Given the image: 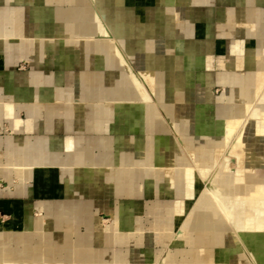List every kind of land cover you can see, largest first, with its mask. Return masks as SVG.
<instances>
[{"label":"rangeland","instance_id":"rangeland-1","mask_svg":"<svg viewBox=\"0 0 264 264\" xmlns=\"http://www.w3.org/2000/svg\"><path fill=\"white\" fill-rule=\"evenodd\" d=\"M3 1L6 6L0 4L1 11L12 14L14 7L21 8L27 28L11 35L10 19L3 23L0 35L4 43H15L0 50V68L6 70L0 72V80H5L7 95L14 93V97L2 99L5 110L0 111V139H5L6 148L5 156L0 153V191L7 193L6 198L0 195V204H18L26 213L22 219L26 227L36 219L38 249H68L70 255L82 252L87 261L93 260L89 255L101 254V259L117 264L122 260L128 262L125 264H191L188 257L185 260L189 253L196 256L194 264H242L233 227L239 212H232L234 223L229 221L207 191L216 175L236 176L256 169L264 179V155L250 150L239 157L232 141L238 134L244 140L247 131L257 127L258 117L264 120V22L260 15L254 18L260 29V48L254 56L260 66L251 73L253 82H243L245 71L240 67L235 73L238 81L224 76L221 83L218 58L210 66L193 67L180 62L188 60L182 48L176 49L177 66L175 52L168 48L167 61L155 65L158 58L148 55V64L139 66L133 55L134 65L129 61L131 70H124L115 56L116 47L126 57L123 47L130 45L112 32L116 14L103 18L99 0H18L22 2L16 6L14 0ZM118 1L123 8L125 3ZM65 4L70 7L63 8ZM134 4L139 10L141 0ZM46 20L55 27H45ZM100 26L105 35L96 32ZM119 28L115 25V30ZM96 37L106 43L93 41ZM131 37L132 42L142 40L135 34ZM151 39L156 40L152 47L163 45L154 35ZM233 42L230 53L240 58L245 53L243 42ZM193 52L188 50L187 55ZM197 52L205 55L206 50ZM13 72L20 81H14ZM204 72L212 73L206 82ZM226 92L229 95L223 97ZM29 116L35 131L16 133L24 127L19 130L15 120L25 121ZM229 126L233 137L226 143ZM67 138L75 143L74 153L65 151ZM120 151L132 159L116 157ZM113 154L116 159L106 161ZM33 164L42 169L25 170ZM204 173L208 174L204 177ZM188 175L194 180L195 194L182 193L180 205H176L179 196L172 187L180 188ZM182 189L191 188L186 182ZM231 191L230 203H238L239 192ZM79 201L84 206L82 216L72 208ZM66 205L69 209H62ZM53 206L58 208L52 210ZM194 210L203 214L193 220ZM11 211H0L1 221H11ZM53 214L54 218L65 217L66 224L59 225L54 219L51 226L46 219ZM78 216L84 221L81 225ZM203 221L210 229L199 227ZM222 224L224 229H220ZM23 228L21 251L27 252L31 247L25 241L33 237ZM12 243L6 242V251ZM216 256L221 259L215 260Z\"/></svg>","mask_w":264,"mask_h":264},{"label":"crops","instance_id":"crops-1","mask_svg":"<svg viewBox=\"0 0 264 264\" xmlns=\"http://www.w3.org/2000/svg\"><path fill=\"white\" fill-rule=\"evenodd\" d=\"M17 1L18 0H14L12 5L16 6L18 3L20 4L22 2L17 3ZM99 1V12L103 18L109 19L113 12L116 14L113 18L114 22H110L113 25L111 30L114 33H119L122 41L124 40L127 41V44L129 43L130 46L123 47V50L125 51V55L131 64L134 65V63H132L134 56L135 63L139 66L142 64L143 66L148 64L146 59L148 55L158 58V62H155V65L159 64V62L161 63L162 60L167 61L165 52L169 48L175 52V66L180 64V62H183V64H190L193 67L210 66V61L215 57L219 59L217 65L218 68H221V71L218 73L220 76L219 81L221 83H224V81H222V77L224 76H231L232 81H238V77L235 73L240 67L245 71L244 75L241 77L243 82H253L252 74L260 66L258 62L259 60H257L254 56L258 53L260 48V29L254 18L257 15H260L264 22V0H217L218 5L216 6H214L215 0H141V7L139 10L136 9L134 0H120L125 3L123 8L118 7V0ZM0 4L6 6V2L3 0H0ZM105 5H108L109 8H103ZM69 7V4H65L63 8ZM14 9L15 10L12 13L13 15L3 10L0 12V17L7 18V21L11 19L10 24L15 25L17 22L16 14L17 12L20 14V11L22 10L19 7H14ZM115 25H120L119 31L117 29L115 30ZM16 26L17 25H15V27ZM0 27V35H2L4 26ZM15 27L10 25V34H17L21 32H17ZM131 34H135L138 37L141 36L142 40L132 42ZM151 34L163 42L161 47H156L155 45L152 47V42H156V40L151 39ZM183 34L188 35L184 36ZM194 35L199 39L202 38L203 41L194 40ZM180 40H182V42ZM235 40L243 42L245 49V53L243 56H240V58H237L235 55L230 53V49L234 43L233 41ZM171 41H173V43L169 44ZM8 44L15 45L14 42L4 43L3 38L0 37V50H4ZM173 44H175L174 48H172ZM150 46L154 51L152 49L150 50ZM177 48L183 49V55L188 58L186 62L183 60L180 62L176 61ZM130 49L132 51H130ZM197 49H205V55H203L204 53L199 54ZM135 50L138 52L135 53ZM188 50H193L194 52L189 56L187 55ZM227 65H229V67L226 69ZM0 72H6V70L0 68ZM203 74L206 82L212 73L204 72ZM1 75L2 73H0V77ZM15 75V72H13L14 81H20V79H17ZM248 76L251 77L249 78ZM7 97H14V93L7 95L5 91V80H0V103L3 105V109L0 111L2 112L5 110L6 102L2 99ZM22 128L23 126H21L19 130ZM33 128H35L34 125ZM23 129L26 128L24 127ZM23 129L21 131H17L16 133H22L28 130ZM4 143L5 139H0V153L3 156L6 155ZM35 157H33L31 161H34ZM3 176L5 177V175ZM6 194V191H0V195L5 198ZM7 204L8 202L0 204V211L4 213L5 210H13V212L11 211L13 218L11 221L7 222H3V220L1 221L0 219V264H4L5 262H10L12 264H101L105 261L101 259L103 256L101 254H92V256L89 255V257H92L93 260L91 259L90 261H87L85 260V254L82 252L70 255L68 249H38V242L40 239H38L37 231L34 228L36 219L33 220L32 224L26 227L27 224L23 223L22 220L26 213L20 211L21 207L18 204L11 207H8ZM57 208L58 207L54 208L53 206L52 210ZM63 208L64 210L69 209L67 205L64 207L62 206V209ZM72 208L78 209V211L80 210L81 216L85 214L83 211L84 206L82 201L77 202ZM81 216L77 217L78 224L80 225L84 223ZM54 219L58 220L57 222H59V225L63 226L66 224L65 217L58 216L54 218V214L46 220H50L51 226H53ZM23 226H25L26 231H30L31 236L33 237L30 240L25 241L26 244H30L31 247L27 252L21 251L23 246ZM12 235H14V237L11 238ZM63 240L64 239L62 237V241ZM8 241H12L13 243L10 244V249L6 251L5 244ZM185 252L189 253L188 249L185 250ZM202 252L207 254L204 250L201 251V253ZM187 257L189 258L187 261H191V264H194V257L196 256L193 254L190 255L189 253L186 255L185 260ZM206 258H208L207 255ZM217 258L219 257L216 256L215 260H217ZM219 259H221V257ZM106 263L117 264V262H109L108 260L104 262V264ZM125 263L128 262L122 260V262L120 261L118 264Z\"/></svg>","mask_w":264,"mask_h":264},{"label":"bare ground","instance_id":"bare-ground-1","mask_svg":"<svg viewBox=\"0 0 264 264\" xmlns=\"http://www.w3.org/2000/svg\"><path fill=\"white\" fill-rule=\"evenodd\" d=\"M37 1V0H36ZM94 3H96L98 0H92ZM65 2V1H64ZM60 5V4H58ZM60 7V6H59ZM28 8V7H27ZM49 9V8H48ZM61 9V8H60ZM34 10V9H33ZM18 11V10H17ZM26 11V10H25ZM2 12V11H1ZM38 12V11H36ZM59 12V10H58ZM61 12V11H60ZM24 15L23 11H20V14L17 12L16 14V24L17 25L15 27L14 24H10L11 26H14L18 31H21L20 33H17V35L22 34L25 30V27L27 28L24 20L22 19V16ZM36 15V14H35ZM96 15V13H95ZM6 16V14H5ZM4 16V17H5ZM29 16V15H28ZM100 16V15H99ZM25 17V16H24ZM23 17V18H24ZM101 17V16H100ZM37 19V18H36ZM49 20V19H48ZM7 21V18H3L0 17V26H3V23ZM38 21V20H37ZM96 21V20H95ZM99 21V20H98ZM103 21V20H102ZM101 22V21H100ZM104 22V21H103ZM34 23V22H33ZM38 23V22H36ZM34 24L32 27L35 29L37 24ZM60 24V23H59ZM108 24V23H107ZM86 25V24H85ZM95 25V24H94ZM98 25V23H97ZM96 25V26H97ZM105 25V24H104ZM50 26H53V22H49V21H45V27L50 28ZM69 26V25H68ZM61 27V26H60ZM63 27V25H62ZM1 28V27H0ZM24 28V29H23ZM19 29V30H18ZM21 29V30H20ZM108 29V28H107ZM13 30V28H12ZM46 32L51 30V29H45ZM66 31V30H64ZM104 29L102 26H100V28L98 27V30H96L97 33L99 34H103L104 33ZM109 31V30H108ZM111 31V30H110ZM109 31V32H110ZM31 32V31H30ZM61 32V31H60ZM106 32V31H105ZM15 33V32H14ZM75 33V32H74ZM29 34V33H28ZM11 35H15L16 34H11ZM71 35V34H70ZM80 35V34H79ZM105 35V33H104ZM107 35V34H106ZM112 35V34H111ZM185 36V35H184ZM104 37V36H103ZM118 37V36H117ZM97 38V37H96ZM94 39L93 41L97 42V43H106L105 40L102 39ZM113 38V37H112ZM22 39V38H21ZM39 39V38H38ZM111 39V38H110ZM32 40V39H30ZM112 41H115L114 39H111ZM107 41V40H106ZM38 42V41H36ZM111 42V41H109ZM27 43V42H26ZM111 44V43H110ZM108 45V44H107ZM106 50V49H105ZM109 50V49H108ZM107 50V51H108ZM39 54V52H38ZM113 54V53H112ZM92 55V54H91ZM116 58L118 57L121 60V64L124 68V70H126L127 72L129 70H131L130 68V63L129 61L126 59V57H124V53L120 50L119 46L116 47ZM94 57V56H93ZM109 57V56H108ZM37 59V58H36ZM114 59V58H113ZM116 60V59H115ZM118 61V60H117ZM110 66V65H109ZM264 68V67H263ZM259 74V73H258ZM72 79V78H71ZM132 80V79H131ZM124 81V80H121ZM133 83V82H132ZM134 87V86H133ZM125 89V88H124ZM106 92V91H105ZM109 92V91H108ZM129 92V91H128ZM122 94V93H121ZM227 92L226 94H223L224 96H227ZM162 95V94H161ZM159 96V95H158ZM101 99V98H100ZM117 99V98H116ZM95 100V99H94ZM110 100V99H109ZM103 101V100H102ZM126 101V100H125ZM163 101V99H162ZM83 103V102H81ZM94 103V102H93ZM127 103V102H126ZM117 104V103H116ZM125 104V103H124ZM129 104V103H128ZM147 104V103H146ZM64 105V104H63ZM220 106V104H219ZM226 106V104H225ZM14 107V106H13ZM16 107V106H15ZM228 107V105H227ZM117 108V107H116ZM148 108V107H147ZM224 108V107H223ZM226 108V107H225ZM224 108V109H225ZM217 109V108H216ZM215 109V110H216ZM107 109L106 113L109 112ZM105 111V110H104ZM133 111V110H132ZM7 112V111H6ZM143 112V111H142ZM147 113V110H146ZM218 113V112H217ZM212 114V113H211ZM219 114V113H218ZM124 115V114H123ZM117 116V115H115ZM14 117V116H13ZM8 118V117H7ZM179 118V117H178ZM185 118V117H184ZM124 119V118H123ZM258 122H257V127H255V129H251L250 131H247V133L245 134V139L240 141V135L238 134L237 136H235V138L232 140L233 141V148L236 149V154L240 157L242 155L247 154V152H250V150H252V154H256V155H264V120H262L260 117H258ZM114 120V119H113ZM26 121V122H25ZM15 120V125L18 127H25L28 130H32L33 129V123H34V119L33 117L29 116L27 120ZM115 121V120H114ZM120 121V119H119ZM123 121V120H122ZM14 122V121H13ZM215 126V125H214ZM124 127V126H123ZM151 127V126H149ZM183 128V127H182ZM201 128V127H200ZM177 129V128H176ZM224 129V128H223ZM185 130V129H183ZM190 130V129H189ZM220 130V129H219ZM233 127L229 126L227 127V132L225 134V142L228 143L230 141V139L233 137V135L231 134L233 131ZM186 131V130H185ZM244 131V130H243ZM203 132L201 131V134ZM223 133V131H222ZM155 134V133H154ZM158 134V133H156ZM215 134V133H214ZM183 135V134H182ZM196 135V134H195ZM199 135V134H197ZM204 136V135H203ZM208 136V135H207ZM213 136V135H212ZM209 137V136H208ZM214 139V136L212 137ZM160 139V138H158ZM199 139V138H197ZM210 139V138H209ZM167 140V139H166ZM189 140V139H188ZM187 140V142H188ZM124 141V140H123ZM122 140H120V142H123ZM165 141V140H164ZM128 142V141H127ZM201 142V141H200ZM125 143V142H124ZM194 143V141H193ZM209 143V142H208ZM195 144V143H194ZM214 144V143H213ZM77 145V144H76ZM111 145V144H110ZM197 145V144H196ZM104 146V145H103ZM121 146V145H120ZM130 146V145H129ZM214 146V145H213ZM65 151L68 153H74L75 152V143L73 140H71L70 138H67L65 140ZM124 147V145H123ZM198 147V145L196 146ZM125 148V147H124ZM204 148V147H203ZM212 148V147H211ZM139 149V148H138ZM210 149V148H209ZM249 150V151H248ZM263 151V153H261ZM148 152V151H147ZM257 152V153H256ZM139 155V154H138ZM125 157V158H130V155L126 153V151H120L119 153H117L116 157ZM210 156V155H209ZM115 155L113 154L111 158H109V156L107 157L106 161H110L113 162L116 159ZM36 158V157H35ZM87 158V157H86ZM58 159V158H57ZM132 159V158H130ZM147 158H145L143 161H145ZM39 160V159H38ZM37 160V161H38ZM126 160V159H125ZM211 160V159H210ZM36 162V161H35ZM39 162V161H38ZM104 162V161H103ZM206 162V161H205ZM37 163V162H36ZM102 163V162H101ZM105 163V162H104ZM38 164V163H37ZM48 164H51V162H49ZM143 164V163H141ZM155 164V162H154ZM41 165H43L41 163ZM128 165V164H127ZM117 167V166H116ZM150 167V166H149ZM28 169H25L26 171H28L29 173L32 170H38V166H35L34 164L31 165L30 167H27ZM132 168V166H131ZM20 169V168H19ZM35 170V171H36ZM123 170V169H122ZM127 170V168H126ZM116 171V170H115ZM150 171V169L148 170ZM154 171V170H153ZM103 173V171H101ZM114 172V171H113ZM134 172V171H133ZM146 172V171H145ZM151 172V171H150ZM218 172V171H217ZM130 173V172H129ZM147 173V172H146ZM231 173V172H230ZM101 174V173H100ZM112 174V173H111ZM117 174V173H116ZM203 174V173H202ZM208 173H204V177L207 175ZM102 175V174H101ZM130 175V174H129ZM140 175V174H139ZM216 174H214L213 176H215ZM99 176V174H98ZM128 176V175H127ZM152 176V175H151ZM220 176V175H219ZM218 175H216V179H210V187L208 188V196L213 198L214 201H216V203H218L219 207H221L222 211H224V213L226 214V216L228 217V220L234 223V214H232V212L234 213H238L239 212V219L237 220V222H235L233 225L234 227V231L237 234V244L239 245L240 249H239V255L241 258V261L243 262L242 264H264V179L262 180V178L259 175V172L256 171V169H249L247 171H245V173H240L237 174L236 176L234 174H226L224 176H222L221 178H219ZM111 176V180H112ZM132 177V175L130 176ZM188 178H185V183L181 181V183L179 185H181V187H172V189L174 192L177 193V195L179 196V200L176 202V205H180V200L181 198H183V195L181 196L182 193H190V194H195V188H193V183L194 180L191 179L192 175H188ZM138 178V177H137ZM196 178V177H195ZM131 179V178H130ZM234 179V180H233ZM186 182L188 184V187L191 188L190 190H185L182 189L184 186H186ZM134 183V182H133ZM134 185V184H133ZM129 186V185H128ZM204 186V185H203ZM234 188V191H238L239 192V197H240V201L237 203H230V196H231V190ZM198 190V189H197ZM175 193V194H176ZM212 200V202H213ZM206 208V207H205ZM229 208V212L228 209ZM196 209V207H195ZM169 210V209H168ZM195 212L193 213V220L195 217L199 216V214H203V212H198L197 210H194ZM47 216V215H46ZM205 216V215H204ZM207 217V216H206ZM208 219V218H207ZM189 220V218H188ZM200 220V219H199ZM195 225V224H194ZM205 225H207V223L205 221H203L202 223H200V228L202 229H210L209 227H206ZM113 226V225H112ZM196 226V225H195ZM224 224H222L220 226V229H224L225 227H223ZM193 227V226H192ZM192 229V228H191ZM219 230V229H218ZM185 231V230H184ZM109 232V231H108ZM219 232V231H218ZM116 233V232H115ZM221 233V232H220ZM184 232L182 231L181 235H183ZM231 234V233H230ZM200 235V234H199ZM207 235V234H206ZM225 235H227L225 233ZM195 236V235H194ZM193 236V238H194ZM208 236V235H207ZM199 237V236H198ZM232 237V236H231ZM229 237V238H231ZM235 237V238H236ZM203 238V237H202ZM209 239V238H208ZM228 239V238H227ZM202 240V239H201ZM181 241V240H180ZM199 241V240H198ZM206 241V240H205ZM227 241V240H226ZM231 241V240H230ZM227 246L228 249L231 245H229V242H227ZM203 245V244H202ZM245 247V249H244ZM235 248V247H234ZM237 250V249H236ZM248 253H247V252ZM200 253V252H199ZM249 254L251 256V260L248 258L247 254ZM172 255V254H171ZM161 261V260H160ZM163 261V260H162ZM161 261V262H162ZM228 261V260H227ZM160 262V263H161ZM166 260L163 262L165 263ZM229 262V261H228ZM169 264V263H168ZM235 264V263H234Z\"/></svg>","mask_w":264,"mask_h":264}]
</instances>
